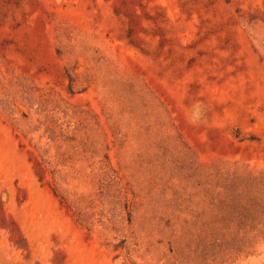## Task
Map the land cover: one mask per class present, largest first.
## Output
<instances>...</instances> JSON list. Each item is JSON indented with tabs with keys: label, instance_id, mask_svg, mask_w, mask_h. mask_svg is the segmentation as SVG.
Wrapping results in <instances>:
<instances>
[{
	"label": "rangeland",
	"instance_id": "1",
	"mask_svg": "<svg viewBox=\"0 0 264 264\" xmlns=\"http://www.w3.org/2000/svg\"><path fill=\"white\" fill-rule=\"evenodd\" d=\"M0 264H264V0H0Z\"/></svg>",
	"mask_w": 264,
	"mask_h": 264
}]
</instances>
